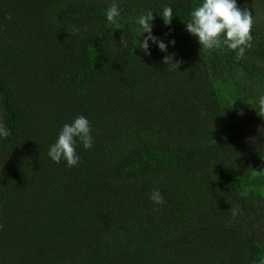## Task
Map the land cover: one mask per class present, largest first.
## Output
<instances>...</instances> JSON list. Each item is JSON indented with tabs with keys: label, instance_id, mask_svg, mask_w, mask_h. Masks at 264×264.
<instances>
[{
	"label": "trees",
	"instance_id": "16d2710c",
	"mask_svg": "<svg viewBox=\"0 0 264 264\" xmlns=\"http://www.w3.org/2000/svg\"><path fill=\"white\" fill-rule=\"evenodd\" d=\"M113 2L0 0V264L258 262L264 0H237L254 21L239 61L186 30L202 0H115L121 29L106 19ZM148 11L167 51L138 46ZM80 115L93 147L77 141V166L53 162L50 146Z\"/></svg>",
	"mask_w": 264,
	"mask_h": 264
},
{
	"label": "clouds",
	"instance_id": "9594fccd",
	"mask_svg": "<svg viewBox=\"0 0 264 264\" xmlns=\"http://www.w3.org/2000/svg\"><path fill=\"white\" fill-rule=\"evenodd\" d=\"M165 25H170L174 17L170 6H165L160 14ZM120 9L114 2L106 9L107 22L114 25L116 29H121L122 25L118 22ZM11 19V16L7 17ZM152 11L146 12L137 18L136 23L140 26L141 34L148 33L143 41H139V47L150 55L149 43L151 40L157 44L161 51H167V45L152 34V21L154 20ZM252 12L246 7H239L237 0H202L190 12V20L186 22V30L198 39L201 48L209 52L226 46L227 49L235 51V59L241 60L246 49L253 46L254 37L251 34L253 27ZM223 36V38H222ZM173 45L175 41H170ZM163 62L169 66V70L179 68V61L173 62L171 55H166ZM258 115L264 117V95L258 98ZM91 123L83 115L77 116L71 123H65L58 134V138L50 146L48 156L51 160L59 164L62 160L66 161L68 167L77 166L80 156L76 152L77 141L85 149L93 147V137L91 135ZM9 130L0 127V137L6 138ZM154 205L162 206L165 198L158 188H153L150 196ZM153 211H159V207H154ZM253 264H264V256L260 257Z\"/></svg>",
	"mask_w": 264,
	"mask_h": 264
}]
</instances>
